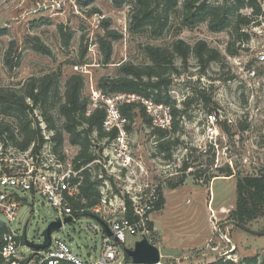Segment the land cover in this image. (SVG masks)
Wrapping results in <instances>:
<instances>
[{
	"label": "rangeland",
	"instance_id": "374dc122",
	"mask_svg": "<svg viewBox=\"0 0 264 264\" xmlns=\"http://www.w3.org/2000/svg\"><path fill=\"white\" fill-rule=\"evenodd\" d=\"M176 1L173 9H165L160 0H150V8L164 24L163 32L154 35L149 26L132 27L133 0L121 7H116L112 0H0V93L13 92L23 97L32 78L52 77L49 99L38 106L35 117L45 139L53 131L47 128L41 113L51 119L54 132L63 136L62 163L73 168L79 147L70 144L59 113L71 76L78 75L83 80L80 97L88 101L89 115L99 106L93 102L96 93L116 95L99 89L102 78L123 77L124 65L151 64L145 52L147 46L171 49L178 39L191 47L205 42L221 54V63L212 62L204 69L193 55L186 63L175 58L176 72L169 70L164 76L170 80L171 110H184L177 118L176 129L171 128L161 138L149 116L146 114L148 122L141 118L143 107L138 105L140 108L132 112V118L125 117L132 167L119 172L110 165L104 170L102 164L108 165L112 160L108 149L112 139L111 133L103 130L105 137L91 134L90 151L99 162H92L88 173L91 180H106L105 189L112 194L120 193L124 187L159 186L164 203L151 213V230L147 226L148 233L143 235L159 249V264H210L219 259L234 264H264V235H252L236 227L232 220L237 176L264 173V65L256 60L257 53L264 49V0H256L262 11L259 18L253 16L250 8L239 11L255 20L241 26L247 40L239 39L233 28L212 32L207 22L184 25L185 0ZM106 32L119 36L110 39L112 54L107 64L98 45V38ZM39 47L41 51L36 50ZM251 66L256 69L255 80L246 74ZM184 101L188 102L186 106ZM218 112L224 118L218 125V148L214 152L205 146L203 125L209 114ZM224 122L230 135L222 130ZM0 124L9 126L18 136L17 115L4 114L0 109ZM2 159L1 170L8 167L17 171L29 163L28 156L17 155L11 148H7ZM186 161L190 168L182 171ZM226 166L232 170L231 175L218 171ZM207 177L210 178L205 183ZM181 179V185L170 186ZM19 195L23 199L11 228L20 236L25 234L20 251L29 256L33 251L24 240L42 243V233L56 213L40 195ZM91 213L87 210L53 233L54 238L66 241L81 258L87 254L98 256L101 247V233L89 229L95 223L89 217ZM0 221H4L1 213ZM245 229L263 232L264 217ZM141 238L129 236L124 246L132 249ZM252 257H256L255 263L246 262ZM124 264H131L126 256Z\"/></svg>",
	"mask_w": 264,
	"mask_h": 264
},
{
	"label": "trees",
	"instance_id": "16d2710c",
	"mask_svg": "<svg viewBox=\"0 0 264 264\" xmlns=\"http://www.w3.org/2000/svg\"><path fill=\"white\" fill-rule=\"evenodd\" d=\"M116 7H121L129 0H112ZM223 0L220 4L207 3L202 0H185L183 2V24L193 26L201 22H207L208 28L212 32H221L228 28H233L238 34L239 39H248V36L241 31V26H248L255 20L250 17L243 16L239 13L240 10L250 8L253 16L259 18L262 16V11L259 3L256 0ZM135 10L133 9L131 25L132 27L149 26L153 30L154 35H160L163 32L164 24L160 23V19L153 9L150 8V0H133ZM160 3L165 4V9H173L176 6V0H160ZM119 36H114L111 32H106L104 37L98 38L99 50L104 55V62H110L112 54V46L110 39H118ZM41 51L40 47L36 49ZM145 52L151 61L150 65L138 67L135 65H124L121 67L123 77L102 78L99 81L98 87L100 90L110 93H127L139 94L146 98H151L156 103L170 105L171 99L168 93V85L170 80L165 78L167 71L173 70L175 58H179L183 63H186L188 58L193 55L204 69L212 62L221 63L222 56L216 50L209 48L205 42H197L193 47L187 45L182 40H176L171 49L147 46ZM83 80L78 75L71 76L67 81L64 102L59 107V113L64 119L63 130L69 136V142L73 146L79 147L77 156L73 161V168L79 170L92 163L95 157L91 153L93 142L91 134L96 133L99 138L107 136L103 132V121L105 119V111L103 108H96L87 115L88 101L81 99L80 91ZM52 85V77L45 75L40 78H32L29 82L27 93L25 96H18L13 92L0 93V109L4 114L13 113L17 115L19 134L18 136L10 131L9 126L0 124V139L2 147L6 150L9 146L18 151L25 152L31 146L32 152H37L42 146L50 142L52 150L60 161L64 158L60 149L62 148L63 136L59 132H54L51 124V119L44 113H41V118L47 123V128L52 132L48 140L44 138L39 128V122L35 117V111L40 104L44 105L50 95ZM209 103V99H206ZM188 102L184 101L183 105ZM140 108V107H139ZM136 104L122 105L119 107L123 117L132 118V113L139 109ZM173 130L178 125L177 118L182 115L184 110L172 108ZM41 112V111H40ZM140 116L148 122L146 113L143 108H140ZM222 121V120H221ZM224 133L230 135V130L226 123L222 124ZM161 138H164L166 131L156 130ZM113 131L109 138L115 136ZM190 166L184 162L182 171H186ZM89 167L81 172V183L79 185L78 194L71 199V207L74 216L78 218L81 214H86L93 206L97 205L101 200V193L98 189L102 179L91 180L89 176ZM220 172H225L229 175L232 170L226 166L218 169ZM205 178V183L208 182ZM183 179L176 184L170 185L175 188L181 185ZM235 206L232 212V220L236 227L243 229L249 223L264 217V173L257 175H238L235 186ZM164 199L160 192L159 200L155 205L154 210L162 208ZM126 218L131 220L130 202H126ZM148 229L151 230V224L148 222ZM3 230H0V232ZM127 257V256H126ZM129 259V257H127ZM256 257L246 259L248 263H255ZM0 264H7L0 255ZM210 264H234L230 260L223 261L219 259L217 262Z\"/></svg>",
	"mask_w": 264,
	"mask_h": 264
},
{
	"label": "built area",
	"instance_id": "2783aa9c",
	"mask_svg": "<svg viewBox=\"0 0 264 264\" xmlns=\"http://www.w3.org/2000/svg\"><path fill=\"white\" fill-rule=\"evenodd\" d=\"M256 60L259 65H264V49L257 53ZM247 77L256 79V69L251 66L247 70ZM94 105L103 108L105 119L103 130L107 133L115 131V136L109 144V153L112 160L108 165L102 164L105 171L107 166L113 165V170H129L131 165L128 137L125 126L127 120L120 113L122 105L136 104L143 107L150 118L151 125L159 131H169L173 125L171 107L166 104L156 103L152 99L139 94L118 93L112 97L96 93ZM223 119L222 113H211L206 118L204 128L205 146L214 152L218 148V125ZM49 138L47 137L46 140ZM29 150L22 152L11 148L17 155L28 156L29 163L26 168L11 171L8 167L0 169V213L4 221H0V255L7 264H124L125 254L122 246L129 236H143L148 233V221L155 205L159 200L160 188L158 185H144L138 187H124L120 193H109L104 180L98 189H102L100 202L93 206L91 215L101 219L110 229L112 236L106 237L100 226L95 222L89 225L94 233H101V247L98 256L87 254L85 258L76 255L66 241L54 238L52 234L51 245L42 251L32 249L29 256L23 255L20 247L23 244V236H20L11 228L15 221L21 200L19 193H29L32 196L40 195L54 209L56 217L63 224L64 218H76L71 207V199L78 194L81 183V172L89 165L75 170L71 166L64 167L62 161L53 153L50 142L45 143L37 152ZM7 150V149H6ZM0 145V160L6 152ZM203 152L207 154V149ZM1 161V162H2ZM216 164H217V160ZM93 162H99L94 160ZM214 164L215 167L217 165ZM118 178V177H117ZM103 179V178H101ZM130 202L131 220L126 214V202ZM62 227V228H63ZM25 241V240H24ZM26 244V243H25ZM27 245V244H26Z\"/></svg>",
	"mask_w": 264,
	"mask_h": 264
},
{
	"label": "water",
	"instance_id": "95a60500",
	"mask_svg": "<svg viewBox=\"0 0 264 264\" xmlns=\"http://www.w3.org/2000/svg\"><path fill=\"white\" fill-rule=\"evenodd\" d=\"M224 118V116H223ZM93 219L101 228L106 237H111L112 233L109 227L101 221L98 217L94 215L89 216ZM73 221V217H66L63 220L65 225L71 223ZM63 227L62 222L58 220L51 221L46 229L42 233L43 242L40 244H35L34 242H28L25 240V243L36 252L47 249L51 245L52 234L57 232ZM244 231L249 232L252 235H264L263 232H254L248 229L243 228ZM25 238V234L23 236ZM122 250L124 254L129 257L131 264H159L161 259V254L159 249L151 244L145 236H142L141 240L136 241L134 243L133 248H127L126 246H122Z\"/></svg>",
	"mask_w": 264,
	"mask_h": 264
}]
</instances>
